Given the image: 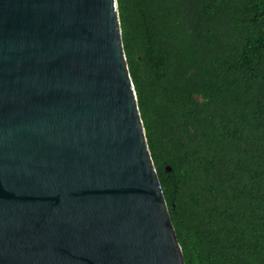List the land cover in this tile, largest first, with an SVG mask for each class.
I'll list each match as a JSON object with an SVG mask.
<instances>
[{"label":"water","instance_id":"95a60500","mask_svg":"<svg viewBox=\"0 0 264 264\" xmlns=\"http://www.w3.org/2000/svg\"><path fill=\"white\" fill-rule=\"evenodd\" d=\"M0 264H185L116 0H0Z\"/></svg>","mask_w":264,"mask_h":264},{"label":"trees","instance_id":"16d2710c","mask_svg":"<svg viewBox=\"0 0 264 264\" xmlns=\"http://www.w3.org/2000/svg\"><path fill=\"white\" fill-rule=\"evenodd\" d=\"M116 3L184 263L264 264V0Z\"/></svg>","mask_w":264,"mask_h":264}]
</instances>
